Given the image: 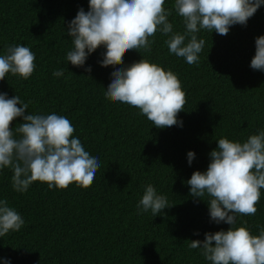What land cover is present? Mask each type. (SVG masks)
Returning <instances> with one entry per match:
<instances>
[{
  "label": "trees",
  "instance_id": "trees-1",
  "mask_svg": "<svg viewBox=\"0 0 264 264\" xmlns=\"http://www.w3.org/2000/svg\"><path fill=\"white\" fill-rule=\"evenodd\" d=\"M166 0L165 8H173ZM88 0H0V54L11 43L29 46L36 69L29 80L10 74L0 91L19 95L26 111L56 112L69 118L74 135L102 165L87 187L71 184L49 190L35 182L26 193L12 189V171L0 172V197H6L25 220L18 232L0 238V257L12 264H210L190 240L204 233L227 230L210 222L206 201L194 198L185 182L196 170H206L209 153L221 137L244 140L264 129V72L253 70L255 38L264 35V5L247 25H234L227 35L202 31L206 43L199 62L188 64L169 54L165 36L156 33L151 51L126 50L124 63L146 58L171 69L186 93L183 126L157 128L139 109L104 96L114 65L97 63L104 49L86 61L92 71L67 65L72 47L64 28ZM174 30L182 31L173 11ZM64 69V76L52 75ZM90 76V77H89ZM21 118L10 127L18 126ZM17 124V125H16ZM194 150L191 165L187 152ZM152 183L168 197L160 215L137 214L143 186ZM258 211L238 216L253 234L264 226V189ZM206 199V197H205ZM199 231V235L194 233Z\"/></svg>",
  "mask_w": 264,
  "mask_h": 264
},
{
  "label": "clouds",
  "instance_id": "clouds-1",
  "mask_svg": "<svg viewBox=\"0 0 264 264\" xmlns=\"http://www.w3.org/2000/svg\"><path fill=\"white\" fill-rule=\"evenodd\" d=\"M88 0V10L80 7L64 28L72 47L66 52L67 65L92 71L88 58L103 48L102 67L114 65L104 96L139 109L157 128L183 126L178 113L184 110L186 93L178 76L169 68L141 58L124 63L126 50L151 51L156 33L166 37L169 54L188 64L199 62L206 41L202 31L227 35L234 25L246 26L264 0ZM173 11L181 18L182 31L174 30ZM36 54L29 46L11 43L0 54V81L9 74L29 80L36 69ZM253 70L264 72V35L255 38ZM52 75L64 76V69ZM90 77V76H89ZM29 103L19 95L9 97L0 91V172L12 171V189L26 193L37 181L49 190H62L71 184L87 188L102 165L99 153H90L82 144L68 117L56 112L26 111ZM21 118L18 126L10 127ZM16 124V125H17ZM209 153L206 170H196L185 183L194 198L206 201L210 222L230 225L227 230L204 233V239L190 240V248L199 249L210 264H264V226L253 234L246 226H236L238 216H252L258 211L264 189V129L244 140L221 137ZM194 150L187 152L191 165ZM206 197V199H205ZM172 206V205H171ZM168 197L154 184L143 186L137 202V214L151 212L153 217L171 207ZM25 220L6 197H0V238L18 232ZM199 235V231L194 233ZM0 264H12L0 257Z\"/></svg>",
  "mask_w": 264,
  "mask_h": 264
}]
</instances>
